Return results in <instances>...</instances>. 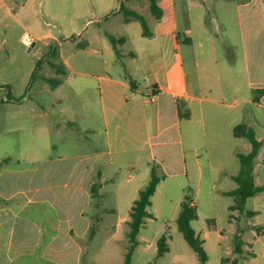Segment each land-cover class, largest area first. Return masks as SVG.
I'll return each mask as SVG.
<instances>
[{
    "label": "rangeland",
    "instance_id": "rangeland-1",
    "mask_svg": "<svg viewBox=\"0 0 264 264\" xmlns=\"http://www.w3.org/2000/svg\"><path fill=\"white\" fill-rule=\"evenodd\" d=\"M159 1L164 5L167 16L159 29L166 43L169 67L176 58L175 49L178 45L175 38L179 34L183 36L190 29L186 7L191 1L176 0L182 11L174 25V37L170 35L173 29L170 18L173 0ZM245 2L233 0L229 7V2L225 0H207L211 11L206 17V27L213 33V51L217 64L209 63L206 66L204 82L213 87L217 95L212 97L223 105L217 106L215 110L210 107L207 109L205 127L197 122L198 110L191 122L185 119L184 124L192 126L186 125L183 129L185 146L188 149L200 148L197 154L186 152L187 174L178 171L177 165L165 166L168 178L151 199V206L148 207L151 216L145 219L138 236L139 244L133 253V264H201L177 225L186 196L193 200L197 209L198 218L192 222V228L203 242L208 255L206 264H232L235 258L239 264H264V191L249 198L245 211L234 212L232 219L229 207L234 202L233 198L222 194L223 191L237 187L233 180V175H237L240 169L237 154H247L251 150L246 139L233 137L232 125L237 127L247 124L255 130L261 148L255 160L253 177L256 186L264 187V108L255 103L236 107V101L241 97L253 101L256 95L248 85L249 80L256 77V69L251 63L252 49L250 47L247 51L242 36L245 22L249 32L254 31L255 38L263 46L260 57H264L262 17L245 18L236 11V5ZM2 3L8 9L0 8V85L3 86L0 88V170H45L56 166L69 170L76 163H79L78 170L82 169L83 154L95 149H107V146L104 132L96 137L83 131L89 125L97 131L104 130L101 121L103 114L101 107L98 112L88 108L94 118L85 117L82 107L85 100L90 98L87 97L88 90L84 93L82 91L85 81L78 73L82 71V65L87 59L118 58L110 36L123 40L117 45L122 63L128 62L131 55H136L137 63L141 66L150 59L159 64L161 35L156 34L154 26L157 27L158 23L147 7L148 2L0 0V6ZM126 11H135L144 16L151 33L147 39L152 43L151 48L140 45V34H144L141 22L135 17L127 18ZM26 34L35 42L33 47L23 43ZM194 35L197 37L196 32ZM250 41L252 43L251 38ZM83 45L87 46L85 50L82 49ZM193 50L191 47H181L179 57L184 71H190L197 84L198 73ZM63 59L70 61L76 72L68 71L66 76L57 75L52 63L63 66ZM224 63L233 65V70L224 69ZM247 63L249 72L246 69ZM109 70L116 73L115 68ZM56 78L62 80L61 86L53 87L47 82ZM74 87L78 94L72 91ZM237 87V94L233 96ZM240 110L242 115H237ZM212 116L216 119H212ZM236 116L241 117V123L234 122ZM67 118L75 123L70 124ZM193 131L195 142L192 141ZM68 156L75 158L65 162L59 160L60 157ZM137 156L136 153H118L113 156L112 164L108 156H104L98 163V168L104 167L109 182L102 190L98 211L95 204L99 200L92 198L91 210L97 211L101 219L97 227L96 222H93V229L96 227L97 231L94 237L90 231L83 241H74L76 245L66 241L56 242L52 247V261L42 258L46 246L43 240L36 248L34 257L29 260L25 258L24 261L27 264H77V246H80L78 264H123L129 227L118 221L129 211L126 194L131 183L127 177L134 176L138 182L140 176L137 177V173L147 167ZM161 172L165 179V171ZM114 183H120L123 189L121 201L114 195ZM63 200L59 199L58 204ZM3 201L0 197V203ZM248 211L256 212V215L249 217ZM56 218V211L52 209V221L56 222ZM209 220H215V229L209 228ZM238 234L244 244L242 254H236L234 250ZM163 235L169 238V250L158 257V240ZM57 249L74 252L73 259L64 263V257L56 256L54 250Z\"/></svg>",
    "mask_w": 264,
    "mask_h": 264
},
{
    "label": "crops",
    "instance_id": "crops-1",
    "mask_svg": "<svg viewBox=\"0 0 264 264\" xmlns=\"http://www.w3.org/2000/svg\"><path fill=\"white\" fill-rule=\"evenodd\" d=\"M190 1L186 7V13L191 18L188 22L190 29L183 36L179 34L175 38L178 47L175 49L176 58L171 66L168 67L167 47L159 29L167 17L165 7L159 0L158 3L164 12L162 19L158 21L150 11L158 23L157 27L154 26L156 34L161 35L158 49V53L160 52L159 64L150 59L147 64L141 66L137 63L136 55H131L130 60L126 63H122L118 56L114 59H87L86 63L82 65V71L78 73L85 81L82 91L84 93L85 90H88L87 97L91 100H85L82 110L87 119H92L94 116L90 114L91 110L88 108L98 112L101 107L103 114L101 121L104 126V130L97 131L95 127L89 125L84 127L83 131L96 137L104 132L107 149H95L83 154L81 161L84 163V168L79 170L77 168L79 163L69 170L57 166L45 170L33 168H2L0 170V197L4 199L0 203V264H27L24 259L28 258L29 260L34 257L36 248L43 240L46 241V246L42 251V258L52 261V247L56 242L66 241L76 245L74 241H83L90 231L92 234L95 226L93 222H96L97 227L101 221L97 211L100 209L102 190L109 182L104 167L103 169L97 167L104 156H108L109 163L112 164L113 156L118 153L122 155L136 153L138 154L137 159L144 161L147 165L144 171L137 173V177L140 176L138 182L135 181L137 178L134 176L127 177L131 183L126 194L129 211L125 217L118 221L126 225H128L129 213L134 201L150 180L152 164H160V161V168L166 174L165 179L158 184L156 192L165 185L168 178L166 165H177L178 171L187 174L186 152L197 154L200 147L188 149L185 146L183 129L189 125L184 124L185 119L179 116L177 100L181 99L187 103L191 114L188 122L194 119L198 110L197 122L202 123L204 127L207 109L210 107L215 110L217 106L223 105L217 98L212 97L217 95L213 87L204 82L206 76L203 72L206 70V66L209 63L217 64L213 51V33L206 27L208 24L206 17L210 15L211 10L207 5V0ZM225 1L229 2L230 7L233 0ZM245 1V3L236 5V11L245 18L262 17L264 29V0ZM1 7L5 10L8 9L5 3H2ZM147 7L150 10L149 2ZM181 11L176 0H173L170 15L173 27L170 35L173 37L176 34L174 25L177 24ZM242 32L247 51L251 47L253 53L251 63L256 69V77L249 80L248 85L256 95L253 101L247 97H241L236 101V107L255 103L258 104V107L264 108V57H260L263 46L257 37L255 38V32H249L246 22ZM149 37L141 32L140 45L151 48L152 43L147 40ZM34 45L35 42L31 47ZM181 47L194 48L193 59L198 73L197 84L193 80L192 73L184 71L183 63L179 57ZM85 48H87L86 45ZM85 48L82 49L85 50ZM223 66L226 70H233V65L230 63H224ZM62 68L65 71V76L68 71L76 72L75 66L68 60L63 59ZM109 68H115L116 73H111ZM246 69L249 72L248 63ZM217 84L221 87L220 82ZM72 91L78 94L75 87ZM237 91L238 87L234 89L232 95L237 94ZM205 104H209V106H205ZM237 115H242V111ZM211 118L216 119L213 116ZM66 120L70 124L75 123L74 120L68 118ZM234 122L241 123V117L236 116ZM235 127L234 125L231 127L233 137ZM235 139L242 140L243 138ZM192 141L195 142L194 131ZM71 158L75 157H60L59 160L65 162ZM198 163L199 161H197ZM133 182L134 184H132ZM94 189L96 190L95 194L92 193ZM113 191L121 201L123 189L120 187V183H114ZM61 198L64 200L58 204V200ZM92 198L99 200L95 204L97 211L91 210ZM52 209L56 211V222L52 221ZM96 233L97 231H95V235ZM77 250L75 263L78 264L81 247L77 246ZM54 251L57 253V257H64V263L65 261L69 263L70 258L73 259L74 252H68L66 249ZM56 263L61 264V262Z\"/></svg>",
    "mask_w": 264,
    "mask_h": 264
},
{
    "label": "trees",
    "instance_id": "trees-1",
    "mask_svg": "<svg viewBox=\"0 0 264 264\" xmlns=\"http://www.w3.org/2000/svg\"><path fill=\"white\" fill-rule=\"evenodd\" d=\"M150 5V11L152 15L160 21L164 15L163 9L158 3V0H147ZM127 18L135 17L138 18L141 22V25L144 30V35L146 37L151 36L149 32L148 24L144 16L135 11H126L125 12ZM110 40L113 44L114 50L120 55V51L117 48L118 42H122L123 40H116L114 37L110 36ZM85 48V45H83ZM52 67L56 70L57 75H65V71L62 66L52 63ZM53 87H57L62 83L60 78H56L54 80H47ZM135 85V84H133ZM3 86L0 85V88ZM11 99V98H9ZM177 107L179 116L182 119H189L191 114L189 109L187 108V103L184 100H177ZM234 137L235 138H243L248 141L251 146V150L249 153H239L237 154L240 162V169L237 175L233 176V180L237 184V187L234 190L223 192L224 196H230L233 198V204L229 207L230 212H240L243 213L245 211L246 203L249 198L254 197L255 195L264 191V187L256 186L254 177H253V168L255 164V160L258 157L261 142L256 137V132L251 127L247 125H239L234 128ZM6 160L5 162H7ZM161 168L158 164H152L151 168V179L148 184L139 192L138 198L134 201L130 213L128 226L130 228L128 233V247L125 255L124 264H133V253L137 248L139 241L138 236L142 227L145 224V219L150 217L148 212V207L151 206V199L154 196L157 186L160 181L164 178ZM92 193L95 194L92 190ZM247 215L252 217L256 215V212L248 211ZM198 218L196 206L193 204V200L186 196L181 205V211L177 218V225L179 231L182 233L184 239L188 242V244L192 247V249L197 254L199 261L201 264H206L208 261V255L203 247V242L196 234L194 229L192 228V222ZM233 218V214L230 215V219ZM209 228L211 230L215 229V220H209ZM260 233V232H259ZM95 235V229H93L91 236ZM169 238L167 235H163L158 240V257H162L169 250L168 247ZM243 242L241 240V236L238 234L235 239V253L242 254L243 253ZM226 262H230L227 260ZM232 264H239V260L235 258L232 261Z\"/></svg>",
    "mask_w": 264,
    "mask_h": 264
},
{
    "label": "built area",
    "instance_id": "built-area-1",
    "mask_svg": "<svg viewBox=\"0 0 264 264\" xmlns=\"http://www.w3.org/2000/svg\"><path fill=\"white\" fill-rule=\"evenodd\" d=\"M32 41H33L32 38L27 34L23 37V43L27 46H31L33 43Z\"/></svg>",
    "mask_w": 264,
    "mask_h": 264
}]
</instances>
